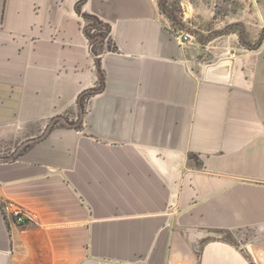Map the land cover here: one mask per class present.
Returning a JSON list of instances; mask_svg holds the SVG:
<instances>
[{"label": "crops", "instance_id": "obj_1", "mask_svg": "<svg viewBox=\"0 0 264 264\" xmlns=\"http://www.w3.org/2000/svg\"><path fill=\"white\" fill-rule=\"evenodd\" d=\"M200 30L160 0H0V153L27 145L0 204L35 219L0 207V264H264V38Z\"/></svg>", "mask_w": 264, "mask_h": 264}, {"label": "rangeland", "instance_id": "obj_2", "mask_svg": "<svg viewBox=\"0 0 264 264\" xmlns=\"http://www.w3.org/2000/svg\"><path fill=\"white\" fill-rule=\"evenodd\" d=\"M160 7L172 26L191 30L195 34L194 41L200 40L203 43L205 37H209L206 31L200 30L201 27H208V29L213 30L210 35L223 32L225 34L235 33L239 35L242 43L248 41V47L258 46L264 38V0H160ZM86 19L91 31L93 28L97 29L94 33L89 31L95 41L102 40L101 35L103 34L106 37L108 29L103 24H99L96 19L91 17H86ZM98 33L100 35L95 38V34ZM245 36L255 37V40L249 41ZM84 103V101H80L81 110ZM79 121L80 118L75 120L66 116L63 118L55 117L52 123H70L76 126ZM26 146H17L15 151L11 152L9 146L3 145L4 150L0 153V157L5 158V160L14 159L20 152H23ZM249 235V233H241V235L227 233L222 234V239H227L241 246L249 238Z\"/></svg>", "mask_w": 264, "mask_h": 264}, {"label": "built area", "instance_id": "obj_3", "mask_svg": "<svg viewBox=\"0 0 264 264\" xmlns=\"http://www.w3.org/2000/svg\"><path fill=\"white\" fill-rule=\"evenodd\" d=\"M173 28L175 32L174 36L180 44H186L194 40L195 34L191 32V30L175 26H173ZM0 207L2 210L1 213L5 218L9 217L20 225L30 224L35 220L30 210L25 208L16 200H3Z\"/></svg>", "mask_w": 264, "mask_h": 264}, {"label": "trees", "instance_id": "obj_4", "mask_svg": "<svg viewBox=\"0 0 264 264\" xmlns=\"http://www.w3.org/2000/svg\"><path fill=\"white\" fill-rule=\"evenodd\" d=\"M85 0H80V3H83ZM78 9H80V7L78 6ZM87 17H91L92 19H96L97 20V22L99 23V24H103L101 21H99L97 18H94V17H92V15H88ZM103 26H105L107 29H108V26L107 25H105V24H103ZM107 32H109V29H108V31ZM100 34H101V32H100ZM104 35V34H103Z\"/></svg>", "mask_w": 264, "mask_h": 264}]
</instances>
